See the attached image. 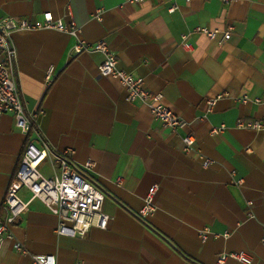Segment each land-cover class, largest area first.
Instances as JSON below:
<instances>
[{
    "label": "crops",
    "instance_id": "0c3cea01",
    "mask_svg": "<svg viewBox=\"0 0 264 264\" xmlns=\"http://www.w3.org/2000/svg\"><path fill=\"white\" fill-rule=\"evenodd\" d=\"M47 11L73 19L88 44L106 40L118 68L143 77L187 125L172 131L146 104L128 101L117 78L99 75L104 54L75 52L76 37L17 28L18 19L35 23ZM0 23L12 30L25 109L38 112L39 133L55 152L72 149L76 164L94 163L87 175L110 216L106 228L92 227L84 237L59 234L58 216L34 199L10 225L0 264H33L34 254L54 255L56 264H220L221 254L240 251L264 264V131L237 125L264 121V0H0ZM228 24L233 32L222 42L196 30ZM223 92L206 113L207 98ZM221 124L222 132L211 133ZM183 134L194 136L196 150H184ZM31 140L36 133H23L12 114L1 117L0 220ZM204 157L213 163L203 166ZM44 169L50 175L52 163ZM153 185L156 210L141 218ZM20 196L28 200L30 192L23 188Z\"/></svg>",
    "mask_w": 264,
    "mask_h": 264
},
{
    "label": "built area",
    "instance_id": "2783aa9c",
    "mask_svg": "<svg viewBox=\"0 0 264 264\" xmlns=\"http://www.w3.org/2000/svg\"><path fill=\"white\" fill-rule=\"evenodd\" d=\"M132 3H141L145 0H127ZM189 1V0H188ZM228 3L230 0H222ZM177 5H172L169 12H174ZM17 28L26 30L53 29L69 34L77 38L74 45L75 52L97 51L104 54V59L98 66L100 76H112L117 78L120 84L126 89V99L128 101H140L146 104L154 119L160 121L165 127L172 131L183 129L187 122L176 114L163 102L162 93H153L146 86L145 80L141 76H134L123 69L118 68L117 59L109 48L106 40H98L95 44H88L81 38V30L76 22L71 19L64 22L54 17L51 11L43 13L42 20L35 23L28 19H18ZM197 31L205 32L211 39L216 37L222 42L228 40L233 32V25L228 24L224 30H210L206 27H197ZM183 35V46L190 49L192 43ZM17 51L12 41V30L0 23V119L10 113L15 118L16 126L25 134L33 131L36 133V141H29L25 147L20 165L11 180L4 198V208L6 217L0 220V246L5 238H11L10 225L17 218L29 210L30 203L34 199H40L49 210L59 218L57 232L70 236L84 237L92 227L106 228L110 216L103 211L104 193L98 185L92 181L87 172L91 171L94 163L91 160L85 161L82 165L76 164L72 158V149L55 152L51 144L46 140L38 128V112L27 111L21 99L17 71H16ZM45 80L50 84L53 80V68L47 71ZM228 92L219 94L216 98H207L204 110L206 113L212 111L218 98L227 95ZM247 101V96L243 97ZM259 101V99H256ZM237 125L252 130L264 131V121L239 119ZM224 124L215 126L211 133L217 134L223 131ZM182 141L184 150H196L195 138L192 134H183ZM52 163V173L45 174L42 166ZM54 162V163H53ZM213 160L209 157L203 158V166H210ZM56 164V165H55ZM120 182L122 178L118 179ZM26 188L30 192L28 200L22 199L20 191ZM157 186L149 188L144 198V203L139 211V217H146L156 210L155 194ZM252 201L248 202V205ZM252 215L251 212H248ZM208 230H202L201 236L207 238ZM264 243V233L262 236ZM19 250L25 252L21 243H17ZM233 258L244 264H252L253 259L246 252H226L219 256V263L224 264L226 259ZM33 264H56L54 255L34 254Z\"/></svg>",
    "mask_w": 264,
    "mask_h": 264
},
{
    "label": "rangeland",
    "instance_id": "374dc122",
    "mask_svg": "<svg viewBox=\"0 0 264 264\" xmlns=\"http://www.w3.org/2000/svg\"><path fill=\"white\" fill-rule=\"evenodd\" d=\"M43 171H44V172H47V170H46V169H44Z\"/></svg>",
    "mask_w": 264,
    "mask_h": 264
},
{
    "label": "trees",
    "instance_id": "16d2710c",
    "mask_svg": "<svg viewBox=\"0 0 264 264\" xmlns=\"http://www.w3.org/2000/svg\"><path fill=\"white\" fill-rule=\"evenodd\" d=\"M31 132H33V131H31Z\"/></svg>",
    "mask_w": 264,
    "mask_h": 264
}]
</instances>
